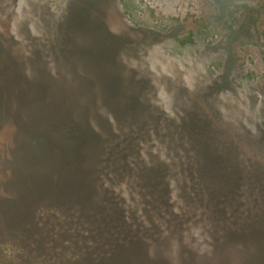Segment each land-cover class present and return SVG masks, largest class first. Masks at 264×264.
Returning <instances> with one entry per match:
<instances>
[{"label":"rangeland","instance_id":"1","mask_svg":"<svg viewBox=\"0 0 264 264\" xmlns=\"http://www.w3.org/2000/svg\"><path fill=\"white\" fill-rule=\"evenodd\" d=\"M0 264H264V0H0Z\"/></svg>","mask_w":264,"mask_h":264},{"label":"trees","instance_id":"2","mask_svg":"<svg viewBox=\"0 0 264 264\" xmlns=\"http://www.w3.org/2000/svg\"><path fill=\"white\" fill-rule=\"evenodd\" d=\"M131 133H133V135L134 136H127V138L126 139H119L118 141L119 142H121V143H119L117 146L118 147H122V146H124L123 145V142H129L128 143V145H129V147H131V149H130V152H129V155L135 150H138V146H137V144H136V142H135V140H136V135H137V131L136 132H131ZM130 133V134H131ZM154 133L155 134H159L157 131H154ZM166 134V133H165ZM167 134H170L171 136L174 134V132H171V133H167ZM164 135L162 134V137H163ZM167 136V135H166ZM130 138V139H129ZM163 143H165V145L167 146V147H169L170 148V142H167V141H164V140H161ZM174 146H175V148L178 146L177 144H175L174 143ZM154 147H158V146H156L155 144H154ZM171 149V148H170ZM139 152V151H138ZM136 153H137V151H136ZM136 153H134L133 152V154H136ZM124 156H125V152H124ZM178 156V153H175V157H176V159L175 160H173L172 161V163L173 164H175V166L178 164V165H180V166H184V164L186 165V162L187 161H183L182 162V160H183V157L182 156H179V157H177ZM188 157V156H187ZM187 157H186V159H187ZM190 158V157H189ZM191 159V158H190ZM166 162H169V161H165V162H160L157 166H151V167H149V169H148V175H147V177H146V181H145V183H149L150 184V186H148V188H150V192L152 191V194L154 195L155 193H156V195H155V197H153V198H155L154 200H156V201H158L159 202V204L158 205H160V206H163L162 208H165V209H167V211H171V206H173V204H174V200L171 198L170 199V201H169V197H168V190L169 189H167V186H165V189L164 188H162L163 186H162V183H163V175H164V172L166 171V170H168V165H167V163ZM139 164H141V162H140V160L139 159H137V158H135V163L134 164H132V166L131 167H134V166H137V165H139ZM188 164V163H187ZM135 171L133 172V175L135 176ZM136 180H138L137 178H136ZM238 181V180H237ZM236 181V185L238 186L239 185V181L237 182ZM233 185H235V182L234 181H232L231 182ZM186 184H188V183H186ZM162 191H163V193H162ZM185 192H186V189H185ZM157 194H159V196L160 197H158V195ZM220 196V195H219ZM146 202L148 203H152V200L150 201V198L148 199V197L146 198ZM158 209V208H157Z\"/></svg>","mask_w":264,"mask_h":264}]
</instances>
